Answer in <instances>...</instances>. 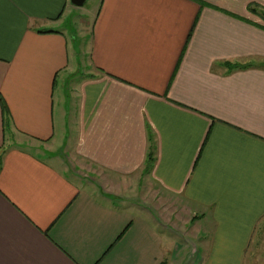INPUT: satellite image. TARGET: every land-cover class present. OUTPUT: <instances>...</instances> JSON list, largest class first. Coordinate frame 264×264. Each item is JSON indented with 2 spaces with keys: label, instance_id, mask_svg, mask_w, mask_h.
Wrapping results in <instances>:
<instances>
[{
  "label": "crops",
  "instance_id": "obj_1",
  "mask_svg": "<svg viewBox=\"0 0 264 264\" xmlns=\"http://www.w3.org/2000/svg\"><path fill=\"white\" fill-rule=\"evenodd\" d=\"M69 2L0 0V264H184L191 230L199 264H243L264 219V0H98L65 110Z\"/></svg>",
  "mask_w": 264,
  "mask_h": 264
},
{
  "label": "rangeland",
  "instance_id": "obj_2",
  "mask_svg": "<svg viewBox=\"0 0 264 264\" xmlns=\"http://www.w3.org/2000/svg\"><path fill=\"white\" fill-rule=\"evenodd\" d=\"M97 2L98 0H86L82 6L71 5L72 7H70V10L72 11L67 17L66 25L63 26L64 32L71 39V41L74 34L78 35L76 38V43L79 48L78 71L75 75L66 79V83L63 88L61 83L58 82L55 90V97H57L58 91L62 89V104L65 110L71 108L72 102H75L71 86H74L75 82L86 72V66L88 65V39L90 35V22L92 20ZM70 4L71 3L69 2V6ZM76 76L77 78H75ZM56 146L58 149H62L60 144H56ZM26 147L33 149V151L47 159H53L49 158L48 155L43 153L45 152L43 145H38L37 143L31 145L28 143ZM50 161L55 162V160ZM64 163L65 167L61 166V169L65 170L67 175H69L72 179L80 181L81 178H84V169L80 168L79 166H75L68 160H66ZM55 164L57 165V163ZM194 233L195 231H190L189 241H191L193 246H190L187 254L184 253V264H199V259H201L204 254V250L201 245L205 244V239L200 238L197 234L193 235ZM243 264H264V219L257 227L254 237L251 240L248 249L245 251Z\"/></svg>",
  "mask_w": 264,
  "mask_h": 264
},
{
  "label": "trees",
  "instance_id": "obj_3",
  "mask_svg": "<svg viewBox=\"0 0 264 264\" xmlns=\"http://www.w3.org/2000/svg\"><path fill=\"white\" fill-rule=\"evenodd\" d=\"M249 10L257 13L261 18L264 19V11L257 10L254 7H249ZM227 65H228L229 69H243V68H246L248 66L247 64H239V63H228ZM3 110H4V108H3ZM152 161H153V151L151 150L148 152L146 160H145L146 170L149 169L150 165L152 164Z\"/></svg>",
  "mask_w": 264,
  "mask_h": 264
},
{
  "label": "water",
  "instance_id": "obj_4",
  "mask_svg": "<svg viewBox=\"0 0 264 264\" xmlns=\"http://www.w3.org/2000/svg\"><path fill=\"white\" fill-rule=\"evenodd\" d=\"M75 6H82L86 0H69Z\"/></svg>",
  "mask_w": 264,
  "mask_h": 264
}]
</instances>
